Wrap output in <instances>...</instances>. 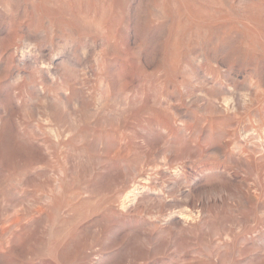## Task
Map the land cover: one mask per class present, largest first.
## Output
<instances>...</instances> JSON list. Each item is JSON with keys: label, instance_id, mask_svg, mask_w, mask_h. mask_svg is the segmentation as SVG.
Segmentation results:
<instances>
[{"label": "rangeland", "instance_id": "rangeland-1", "mask_svg": "<svg viewBox=\"0 0 264 264\" xmlns=\"http://www.w3.org/2000/svg\"><path fill=\"white\" fill-rule=\"evenodd\" d=\"M0 264H264V0H0Z\"/></svg>", "mask_w": 264, "mask_h": 264}]
</instances>
